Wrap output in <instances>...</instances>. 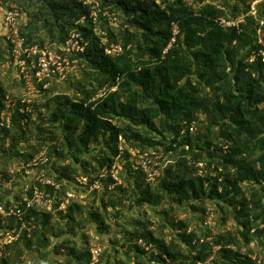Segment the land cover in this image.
Listing matches in <instances>:
<instances>
[{
  "label": "trees",
  "instance_id": "trees-1",
  "mask_svg": "<svg viewBox=\"0 0 264 264\" xmlns=\"http://www.w3.org/2000/svg\"><path fill=\"white\" fill-rule=\"evenodd\" d=\"M1 1L6 9L17 6L20 35L27 45L57 49L72 32L87 45L68 60L70 68L79 66V78L71 76L73 70L65 71L63 80L51 78L63 82L68 94L49 97L36 109L35 123L31 112H21L24 96L14 98L11 93L28 88L20 68L10 63L9 35L0 38V67L9 76L0 79V156L47 170L15 204L0 193V206L23 212L20 219L0 215V232L16 235L22 222L35 226L0 250V264H26L24 255L33 252L41 231L47 243L49 237L57 240L52 251L58 257L50 264L60 259L66 264L89 262L93 246L81 236L83 243L77 247L78 220L88 212L99 235H109L112 226L104 213L89 210L78 198L60 210L66 199L58 197L64 182L94 195L102 191L100 208L114 211V219L121 218L126 204L142 209L143 220L134 222L133 231H124L123 237L139 254L148 251L138 240L152 246L147 264H253L248 254L264 253V61L247 59L253 50H264V36L263 44L256 40L264 8L248 16L238 32L222 28L216 20L247 13L252 0H194L193 5L185 0H95L94 7L77 0ZM262 30L264 34V26ZM104 43L121 44L122 51L108 54ZM13 70L19 79L13 78ZM51 79L31 81L47 96L50 92L42 87L53 85ZM101 91L104 95L97 98ZM192 121L195 132L189 133ZM52 130H59L62 144L50 146L49 158L42 163L37 158ZM119 138L124 154L116 182L109 171L119 153ZM132 148L160 149L169 158L156 182L146 183L142 172L131 169ZM104 170L105 177H100ZM41 178L52 184L41 183ZM81 178L87 179L86 185L78 182ZM96 180L99 188L89 191ZM36 190L42 201L52 200L50 210L41 203L44 208L33 207ZM207 204L220 211V227L231 220L233 229L203 227ZM186 207L201 214L197 229L177 217ZM152 211L161 217V234L154 229ZM55 215L68 227L58 234L51 223ZM167 227L170 234L165 236ZM100 264H110L109 256L103 253Z\"/></svg>",
  "mask_w": 264,
  "mask_h": 264
},
{
  "label": "built area",
  "instance_id": "built-area-1",
  "mask_svg": "<svg viewBox=\"0 0 264 264\" xmlns=\"http://www.w3.org/2000/svg\"><path fill=\"white\" fill-rule=\"evenodd\" d=\"M188 2L189 5L192 3L189 2L190 0H185ZM77 2L82 3L83 5H93L96 6L95 0H77ZM193 5V4H192ZM264 8V0H252L247 13L241 14L235 18L225 19L220 17L216 20V23L224 29L234 28L238 32H241V26L246 25V18L248 16H256L258 8ZM0 14L2 15V22L6 27L7 34L9 35L10 44L12 47L11 56L12 61L10 62L13 66H18L20 68V73L22 77L25 79L27 84V96H24L21 100L22 104L25 107L21 110V112L30 113L31 107L29 106L30 100L27 97H30L29 93L33 92L34 85L32 84L31 79L35 78L37 82H42L48 78H52L56 76L58 79L63 80L65 78V71H70V63H69V56L72 54L83 53L85 50V46L87 45L84 39L81 37L79 33L72 32L69 35V38L60 46L51 47L49 44H44L43 46L39 45H27L25 39L20 35V27L19 23L21 20V14L18 11V8L15 4L9 5V8H3L2 1L0 0ZM94 12L92 13V15ZM264 26V21L259 22V27L256 30V40L259 44H263V30L262 27ZM172 33L173 35L177 34V26L172 24ZM99 34H101L99 32ZM106 43L102 44L105 47V52L108 54H119L122 51L121 44H111L109 47L105 46ZM264 45V44H263ZM261 58L264 61V50L258 49L253 50L252 53L249 55L247 62L253 63L256 58ZM31 72H33V77L31 76ZM45 85V84H44ZM43 85V86H44ZM114 90V89H113ZM104 92L101 91L97 95V98L102 97ZM7 100L9 98L7 97ZM94 100V99H93ZM186 124V123H185ZM0 126H3V123H0ZM196 124L194 121L190 122L188 125L189 133L195 132ZM184 132V131H183ZM119 153L114 161V164L111 166L109 171L112 179L116 182H119L118 179V172L122 170V166L119 163H123V140L119 138ZM130 153V166L133 171H140L145 175V182H156L161 176L164 168H166L170 160L160 149H147L141 150L138 148H132L129 150ZM43 156V155H41ZM37 160L42 161V163H46V158L38 157ZM36 160H34L35 162ZM36 165V164H33ZM198 167L202 168V164L199 163ZM106 170L102 172L100 177H105ZM201 173V172H199ZM40 182L43 184H52L48 179L41 178ZM82 185H86L87 179L81 178L78 179ZM99 188V182L96 180L93 185L90 187L89 191L93 189ZM77 198L73 195L67 194L66 199L63 203H61L59 209L64 210L65 207L68 205L70 199ZM81 199V198H80ZM33 202L41 203L44 207L50 210L52 205V200L47 199L42 201V193L38 192L37 190L34 192ZM32 202L27 204V207L31 205ZM213 207H208L205 214V219L203 221V227H213L215 223L213 222V218L215 216ZM22 210L17 208L16 206H9L4 207L0 206V215L4 217H18L19 219L22 216ZM211 221V222H210ZM30 226V227H29ZM264 227V223L260 224V228ZM35 229L34 225H26V223L22 222L21 228L19 232L14 235L12 232L9 231H1L0 232V250H3L6 246L15 242L19 236L21 231L27 230L30 232L31 230ZM254 231V230H253ZM210 240L209 238L207 239ZM204 240L201 239V243ZM137 245H139L145 251H150L152 246L146 244L142 240L137 241ZM250 248H255L254 243H250ZM215 249H218L215 248ZM264 253L259 255L257 251L253 254H248L253 260V264H264ZM102 257V249L98 246L92 248L90 253V260L87 264H100ZM211 259V258H209ZM209 261V260H208ZM208 261L206 264H208ZM57 264H66L63 259L58 260ZM202 264V263H196Z\"/></svg>",
  "mask_w": 264,
  "mask_h": 264
},
{
  "label": "rangeland",
  "instance_id": "rangeland-1",
  "mask_svg": "<svg viewBox=\"0 0 264 264\" xmlns=\"http://www.w3.org/2000/svg\"><path fill=\"white\" fill-rule=\"evenodd\" d=\"M232 3L236 2L235 0H228ZM192 4L194 3V0H190ZM2 15L0 14V38H6V27L4 26L2 22ZM26 22L25 16L22 15V21L21 23L24 24ZM70 70H73L72 75L73 78H79V66H76L75 68H71ZM13 78L19 79V73L16 70H13ZM8 76L7 69L4 67H0V79L4 80ZM53 82V85L45 84L42 89L47 90L50 92L46 96L42 91L38 92L35 87L33 92H30V97H27L31 104H35V107H31V116L30 119L34 121L35 123L38 122L37 117V108H40L43 106L46 102V100L56 94H68L65 91L64 83L59 82L56 79H51ZM59 80V79H58ZM11 93L13 94L14 98L21 96H27L28 91L24 90L23 88H15L11 90ZM53 134L49 135V140L46 142V145L44 146L43 150L40 152L38 157H48V151L50 146H56L59 147L61 142V135L59 133V130H52ZM43 155V156H41ZM31 166V165H30ZM47 170L43 169V166H38L34 168L23 166L21 163H19L17 160H9L5 159L3 160L0 156V193L5 194V196L8 197L10 202H17L18 200L21 201L22 199H25L27 196V190L31 187V185L37 181L39 177H41L42 174H46ZM51 170L48 171V173ZM59 199H65L67 197L66 194L73 195L74 197L78 198V201H80V204H84L89 208V210H98L99 213L105 214V218L107 219L108 224L112 226V229L109 232V235H99L96 233L95 226L91 223V218L88 215V212H85L83 218L81 220H78L79 227L77 231L79 232V236L77 237V247L80 248L82 245V241H80L81 236L87 237L88 241L90 242L93 247L98 246L102 249V254H106L109 256L110 264H147L148 259L151 255V253L154 251L153 249L148 251L146 254H139L135 252L130 246L125 242L126 238H124L123 232H132L134 227L131 225L136 221L143 220L141 211L142 209L136 208L134 206H130L126 204V207L121 213V218L118 217V219H114L112 210L102 211L100 208V196L102 195V191H97L94 195V193H88L85 191V188L82 186H78L77 184H74L73 182H64V185L60 186L59 188ZM81 198V199H80ZM208 207H213L211 204H207ZM4 206V205H2ZM39 206L38 203H34L33 207ZM41 208H44L42 206H39ZM38 207V208H39ZM37 208V207H36ZM39 208V209H41ZM59 211V210H58ZM149 216L151 219H153L154 222V229H156L159 234H161L158 231L157 225L160 222L161 219L160 215L154 213V211L149 213ZM221 213L219 210L215 212V216L213 218V222L215 223V231L223 230V229H233V222L229 220L225 227L219 226V219L221 218ZM4 217V216H2ZM58 216H54L53 220L51 221L52 224H54V232L56 234L60 233L61 231L67 230L68 227L66 225V220H59L55 218ZM177 217L179 219H187L190 222V225L194 228H198L200 225V218L201 214L192 212L188 207L181 208L177 211ZM7 218V217H4ZM54 222V223H53ZM115 222V224H114ZM211 222V221H210ZM128 223L129 226L126 227V224ZM131 223V224H129ZM68 224V223H67ZM70 226V225H69ZM74 225L73 227H75ZM130 226L132 228H130ZM39 229V228H38ZM170 229L167 227L163 231V235H169ZM54 240V238H52ZM111 240V241H110ZM117 242L112 245V242ZM129 247V249H128ZM140 247V246H139ZM117 248V249H115ZM141 248V247H140ZM128 249V250H127ZM24 260H28L29 263L26 264H32L29 261L28 255H24Z\"/></svg>",
  "mask_w": 264,
  "mask_h": 264
},
{
  "label": "crops",
  "instance_id": "crops-1",
  "mask_svg": "<svg viewBox=\"0 0 264 264\" xmlns=\"http://www.w3.org/2000/svg\"><path fill=\"white\" fill-rule=\"evenodd\" d=\"M125 224H126V227L129 226L128 223H125ZM130 228L132 227L130 226ZM39 234L40 236L35 241L33 252L26 253L28 255L29 261L32 264H50L52 261L55 262L58 256L54 255V252L52 251V249L55 246V244H57V240L56 239L53 240L52 237H49L50 241L49 243H47L44 239L43 231H41ZM127 244L130 246L131 243H127Z\"/></svg>",
  "mask_w": 264,
  "mask_h": 264
},
{
  "label": "clouds",
  "instance_id": "clouds-1",
  "mask_svg": "<svg viewBox=\"0 0 264 264\" xmlns=\"http://www.w3.org/2000/svg\"><path fill=\"white\" fill-rule=\"evenodd\" d=\"M114 90H115V88H114Z\"/></svg>",
  "mask_w": 264,
  "mask_h": 264
}]
</instances>
